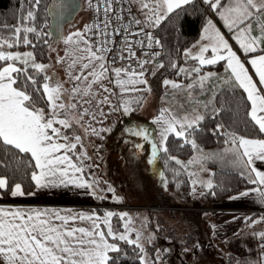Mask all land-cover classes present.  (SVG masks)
<instances>
[{
    "label": "snow or ice",
    "instance_id": "snow-or-ice-1",
    "mask_svg": "<svg viewBox=\"0 0 264 264\" xmlns=\"http://www.w3.org/2000/svg\"><path fill=\"white\" fill-rule=\"evenodd\" d=\"M29 2L32 8L41 4V0H29ZM132 2L133 0H97L96 11L102 14V19L98 18L94 25H85L83 31L77 30L65 37L66 45H75L72 54L74 58L69 67L80 63L81 73L91 69L87 76L81 74L71 77L77 82L83 80L86 83L85 94L96 81L109 72L118 77L115 83L121 87L122 92L140 91L136 87L138 84L147 85V80L144 79L145 65L156 62L158 68H164L162 61H156V58L161 56V52L151 53L152 60H138L139 71L132 69L131 66L109 68L108 56L113 51L109 44L110 42L115 44L112 38L123 35L124 50L128 52V58H135L137 54L133 51L134 43L129 41L128 37L142 35L144 39L135 41L141 47L146 46L150 49L153 43L160 46V41L154 39L152 32L147 28L159 26L169 14L181 9L184 5L191 4L192 0H136L144 13V19L140 20L132 16L127 23H124L123 13L127 11L131 15V8L124 9L123 4ZM204 3L219 13L229 31L235 32L233 39L237 41L244 53H256L257 48L264 52V47H261L264 45V0H227L226 3H222V0H204ZM118 4L121 5L119 9L116 7ZM77 7L76 3L60 4V11L56 10L55 4L49 7L48 12L52 19L50 24L46 23V26L50 27L51 31L44 35L59 34L62 27L61 18L70 16L71 12L68 9L75 11ZM35 19L34 11L28 10L26 16H22L17 25H0V33H10V35L0 34V61L4 62V65H0V153H3L0 155V167L7 169L16 165L17 170L32 169L31 180L35 182L37 188L67 184L90 187L87 181L76 175L82 169L77 167L68 155L77 147V144L70 143V140L79 142L81 138L79 136L70 138L66 133L61 132L60 127H56L60 125L63 129H70L72 123L68 113L76 107L75 104L62 102L63 93L66 91L64 84L57 81L54 74L48 75L49 65L36 62L33 52L20 53L5 50L11 49L21 40L24 45H30L32 43L29 39L30 33L40 35L35 27L28 26V23L34 22ZM134 25L137 26L136 31H132ZM257 30L259 35L255 34ZM89 33L91 36L88 35ZM202 39L207 40L208 43L202 45L198 43L194 46L199 48L195 55L191 49L185 50V57L197 61L199 66L188 69L179 67L176 73L177 76L184 74L191 77L193 82L185 86L166 78L163 80V85L178 90L186 88L191 98L197 90L204 91L206 82L216 75L212 72L201 74L202 66L226 61V69L231 73L229 77L231 86L234 89H243L247 94V100L251 103L248 116L258 127L259 132L264 133V92L258 89L257 83L253 81L245 68L244 62L232 50L221 33L214 28L210 20L203 30ZM209 49L212 53L211 57L205 55ZM75 52L81 54L74 55ZM66 55H69L67 51ZM118 55L119 59H125L122 53ZM62 61L63 58L58 57L57 62ZM17 62L20 66H17ZM114 62L113 59L111 63ZM247 62L255 69L259 84L264 85V54L254 55ZM171 67L176 69L178 65L172 62ZM41 74L44 81L42 84L39 82ZM104 90L108 91L106 88ZM71 91L79 93L76 85ZM41 102L46 105L47 111L44 107L37 106ZM129 103L130 101L124 102L125 112L129 111L127 107ZM196 103L200 104V101ZM212 103V99H209L203 103V107L207 109ZM213 111L219 113L220 109L213 108ZM204 119L205 116L195 107L191 114H185L183 117L168 108L161 109L156 117V122L161 124L159 150L168 151L165 142L169 134L183 138L185 144H191L193 149H197L195 139H188V137L198 130L200 121ZM221 128L222 125H217V130ZM132 131L134 135L143 136L145 140L151 135L144 128ZM228 135L232 137L231 143L235 146L232 150L236 153V162L250 169V172L254 174V179L249 176L250 183L260 185L251 191L257 192L264 200V171L255 166V161H264V139L247 138L235 133ZM152 148V155L155 158L158 151L157 145L153 143ZM20 154L27 159L21 158ZM76 158L80 159L79 156ZM170 159L181 164V161L175 157ZM194 160L195 158L189 163H193ZM241 175H244V172H241ZM206 186L211 188V182H208ZM8 187H11V195L14 197L25 195L21 183L10 184L6 175L0 174V190ZM28 195H34V193H28ZM241 195H248V192ZM112 216V212L104 214L103 223L107 226L105 233L96 222L100 219L99 217L94 219L93 215L83 212L73 213L67 210L66 214H61V210L57 209L0 208V264H114L110 253H118L120 248L117 243L109 242L107 237L140 245L138 238L131 240L126 234L116 236L108 219ZM77 219L91 220L93 223L91 227L73 226ZM127 231L129 229L126 227ZM256 235L264 239V232ZM261 247L264 248V245ZM141 264H145L143 257H141Z\"/></svg>",
    "mask_w": 264,
    "mask_h": 264
},
{
    "label": "rangeland",
    "instance_id": "rangeland-1",
    "mask_svg": "<svg viewBox=\"0 0 264 264\" xmlns=\"http://www.w3.org/2000/svg\"><path fill=\"white\" fill-rule=\"evenodd\" d=\"M138 6L140 7L139 3ZM142 16L144 17V13ZM89 17L88 0H82L75 17L64 25L61 37L55 43L49 41L47 47L49 60L44 62L36 59V62L49 65L48 75L54 73L55 79L64 84L66 91L63 93L62 102L76 105L68 113L72 127L63 129L60 125L56 126L60 127L61 132L66 133L70 138L75 136L81 138L79 142L74 139L70 140V143L77 144L71 152L82 164L81 169L90 182L96 189L102 191L100 201L125 205L108 211L113 213L111 228L116 236L126 234L131 240L138 238L139 248L143 249L141 257L144 258L145 264H222V260L229 261L230 264H258L255 258L261 249L252 244V236L255 235L256 239V234L260 232L259 228L255 230L253 224L250 223L247 226L244 224L228 237L227 240H231L229 248L221 246L224 251L231 252L228 255L220 253L217 250L220 247L215 246L208 233L203 232V227L199 226L202 222L198 220L197 214L201 211H197L195 206L201 205L202 201L196 198V192L199 191L196 188V182L191 181L190 196L192 194V198L184 199L169 187L160 169L157 156L161 146V124L156 122V117L160 114L158 109L161 103L157 98L163 94L170 96L167 102L169 101L168 108L171 110L173 99L170 92L172 88L163 85L162 81L167 78L177 82L175 78L165 76L157 63H153L150 64L152 66L145 67L144 79L147 80V85L138 84L136 86L140 91L122 92L121 87L115 83L118 77L109 72L96 81L87 94L84 93L86 83L83 80L77 82L71 78L81 74L87 76L91 69L81 73L80 63L69 67L74 58L72 54L75 45H66L64 39L68 34L77 30L83 31L85 25L88 24ZM80 46L83 47V45ZM5 50L20 53L31 52L28 49L19 50L18 44ZM66 51L69 55H66ZM80 54L79 52L74 53V55ZM206 56L211 57V55ZM58 57L63 58V61L58 63ZM184 68L188 69L192 66L189 64ZM74 85L79 90L78 94L71 91ZM220 87L213 91L215 92ZM105 88L108 91H105ZM213 91L197 90L194 96H199L193 97L202 103L203 100H209ZM184 94L185 97L188 96L187 90ZM125 101H130L127 105L129 108L127 112L124 111ZM137 101L140 102L137 103ZM181 105L188 104L186 102ZM140 128L146 129L151 134L147 140L143 136L133 134L132 130ZM155 131L156 135L153 137L152 134ZM153 143L158 148L155 158L152 155ZM201 149L200 147L194 149V153L186 159L175 158L181 161L180 165L187 171L189 177L193 176L203 180L208 178L210 181L212 169L207 165L210 158L207 161ZM77 156L80 159H77ZM193 158L197 161L203 158V162L193 166V163H189ZM207 170L209 174L205 173ZM203 183L205 184V181ZM203 202L208 205H218ZM161 226L164 228L166 245L163 248L159 247L156 251L155 241ZM126 227L129 229L127 232ZM262 228H264V220ZM117 240L119 248L121 244L127 243L118 238ZM236 242L240 248L237 253L232 249Z\"/></svg>",
    "mask_w": 264,
    "mask_h": 264
},
{
    "label": "trees",
    "instance_id": "trees-1",
    "mask_svg": "<svg viewBox=\"0 0 264 264\" xmlns=\"http://www.w3.org/2000/svg\"><path fill=\"white\" fill-rule=\"evenodd\" d=\"M50 2L51 0H41L38 7L32 8L29 0H0V25H17L21 17L26 16L28 10L34 11L36 19L34 22H29L28 26L35 27L40 35L30 33L29 39L32 43L24 45L21 40L18 43V49H28L33 52L35 59L44 62L49 60L47 47L49 41H52V35H44V33L50 32L49 27L46 26V23L49 24L50 21L48 12ZM135 4L138 5V3ZM210 13L211 7L204 3V0H192L191 4L184 5L181 9L169 14L167 18L161 21L159 26L154 27L160 41L158 52H161V56L157 57L156 61L164 63L165 67L160 69L165 76L180 80L189 78L184 74L177 76L176 73L179 71V67L196 64V61L185 57V50L199 38ZM0 34L10 35L8 32ZM172 62L178 65L176 69L171 67ZM222 63L223 61H219L215 65H204L201 71L218 69L222 66ZM0 65H4V62L0 61ZM17 66H20L19 62H17ZM42 75L39 80L41 84L44 82ZM209 99H212L213 103L204 113L205 119L200 121L198 130L188 137V139H195L198 147L216 150L229 142L231 138L228 135L229 133L248 138H261L263 136V133L259 132L258 127L254 125L248 116L250 102L242 89L222 86ZM37 106L44 107L47 111V107L43 102ZM213 108L220 109L219 113H214ZM217 125H222V128L217 130ZM165 143L168 151L160 150L158 153L157 160L160 169L169 187L184 199H188L191 190L189 174L170 157L186 159L194 153V149L191 144H185L183 138H177L174 134H169ZM0 155H3V153H0ZM20 155L21 158L27 159L23 154ZM32 163L34 164V161ZM207 165L212 169V187L202 194L201 198L205 202H222L228 196L254 185L249 182L247 176L241 175L238 171L221 168L211 160L208 161ZM31 170L30 168L17 170L16 165H13L7 169L0 167V174L6 175L10 184L21 183L23 191L28 192L34 187V181L31 180ZM10 190L11 187H8L0 191L4 196H7ZM110 255L114 259V264H141V250L136 244H121L120 252H113Z\"/></svg>",
    "mask_w": 264,
    "mask_h": 264
},
{
    "label": "crops",
    "instance_id": "crops-1",
    "mask_svg": "<svg viewBox=\"0 0 264 264\" xmlns=\"http://www.w3.org/2000/svg\"><path fill=\"white\" fill-rule=\"evenodd\" d=\"M226 2L227 0L224 1L222 0V3H226ZM209 20L212 22L214 28L221 33V35L224 37L225 40H227L229 46L232 48L234 52L237 53V56L241 59V61L244 62L245 68L248 70L249 75H251L253 81L257 83L258 89L264 92V85L259 84V77L256 75L255 69L252 67L251 64L247 62L254 55L264 54V52H261L260 48H257L256 53H244L243 49L240 48L237 41L233 39L235 32L229 31V29L225 26L224 21L221 19L218 12H215L211 9V13L208 21ZM206 24L202 28L199 38L187 48L192 50L193 55H195L199 51V48L194 46L198 45V43L200 45L208 43L207 40L202 39L203 30ZM255 34L259 35V31L257 30ZM261 47H264V45H261ZM205 55H212L211 50L209 49V52L205 53ZM226 63H227L226 61H223L222 66L220 68L208 69L201 73L204 74L207 72H212L216 74L208 82H206V88L204 91L206 90L213 91L217 89L219 86L221 87L231 86V83L229 82V77L231 76V73L230 70L226 69ZM196 66H199L197 61L195 65H192V67H196ZM112 67L124 68L122 66H115V65L109 66V68ZM176 80L178 83H181L185 86L188 83L193 82V79L191 77H189L186 80H180V79H176ZM186 90H187L186 88L184 90L172 89V92H170L173 99L171 104L172 105L171 111H173L174 113H178L179 116L183 117L185 114H191L192 109L195 107L198 109V112L200 114L204 115L207 109L203 107V103L206 102V100H203L202 103L200 102V104H197L196 103L197 98L194 97H197L199 95L197 96L195 95L194 97L191 98L189 96H186L188 97L186 101V97L184 94ZM157 99L161 103L158 109L159 112L161 109L168 108L169 101L167 102V100L170 99V96L163 94L161 97ZM186 102L188 105L186 106L181 105V103H186ZM250 108H251V103H250ZM154 133H156V131L153 132L152 134L153 137L154 135H156ZM231 139L232 137L230 138L229 142L225 143L222 147L216 149L217 150L216 152H212L215 150L203 151L202 149L200 151L204 153L207 161L210 158L211 161H214L217 164V166H221V168L238 171L239 173L244 172L245 176H247L248 178L249 176H251L254 179L255 176L250 172V169H247L243 167L241 164L236 162V153L232 150L235 146L231 143ZM254 139H264V133L261 138H254ZM61 154H63V152H61ZM68 155L71 157L72 162L77 165V167L82 168V164L75 159V156L72 154L71 151L68 153ZM200 162H203V158L199 159V161L194 160L192 165L195 166L196 163H200ZM255 166L257 167V169L264 171V161H255ZM205 173L209 174V171L207 170V172ZM70 175H71V170H70ZM76 175L81 177L82 180L87 181L88 184L91 186L77 187L74 184H67V185L53 186L47 188H37L34 182L33 189L28 192H25V195L23 196L14 197L11 195V190L7 196H4L0 191V208H36L41 210L57 209V210H61V214H66L67 210H71L73 213L83 212L88 215H93L94 219L95 217H99L100 219L97 220L96 222L100 225L101 230L105 231L106 233L107 226L104 225L103 219L105 212L110 211L111 208L95 207L94 205L98 204L100 202V199L102 198V194H103L101 193L102 191H99L94 187V185L90 182V179L86 176V174L83 171H81L80 173H76ZM192 180L193 181L195 180L196 188L199 189V191L196 192V196H197L196 198L201 199L202 201L201 205H204L205 203L203 202L201 197L203 192L208 189L206 185L208 182H211V180L208 181V178L203 180L202 178L198 179L196 177L194 178L193 176H190V186ZM203 181H205V184L203 183ZM258 187H260V185L254 184L251 187H248L246 189L241 190L238 193L228 196L222 202L216 203L220 206L219 210L211 211V210L196 209L197 211H201L199 212L200 214H197L198 220L200 219V222H202L201 225L199 226L203 227L202 228L203 232L208 233L209 238L214 241L215 246L220 247V249H217L219 250L220 253L222 252L224 253V255H228L231 252V251H224V249H222L221 246H225L226 248H229L231 240H227L228 237L231 236L233 232L237 231V229L242 227L244 224L245 226H247L251 223L254 225L253 227H255V230L259 228L260 232H264V228L261 229L262 221L264 220L262 219L264 218V211H260V209H264V200L261 199V197L257 192L251 191L252 189ZM244 192H248V195L242 196L241 193ZM28 193H34V195H28ZM190 197L192 198V194ZM108 219L110 226H112L113 223L112 218L110 217ZM252 221H259V222L253 223ZM92 223L93 221L91 220L81 221L77 219L74 222L73 226L91 227ZM107 239L109 240V242H115V243L118 242V240L117 239L114 240L113 237H107ZM252 244L257 245L261 249L258 251V255L255 258L256 261L258 262V264L264 263V259H262V254H261L262 250L264 254V248L261 247V245H264V239H261L257 235L255 239V235H253ZM155 245H156L155 247L156 251H158L159 247L163 248L166 245L163 226H161L160 230H158L157 232ZM232 249L233 252L235 253L239 251L240 248L238 242H236V244L233 245ZM162 253L164 254V252ZM221 262L222 264H230L229 261L224 262L222 260Z\"/></svg>",
    "mask_w": 264,
    "mask_h": 264
},
{
    "label": "built area",
    "instance_id": "built-area-1",
    "mask_svg": "<svg viewBox=\"0 0 264 264\" xmlns=\"http://www.w3.org/2000/svg\"><path fill=\"white\" fill-rule=\"evenodd\" d=\"M88 5H89L90 17H89L87 25L92 26L95 24V22L97 21L98 18L102 19V14H98L96 11L97 0H88ZM116 7L119 9L121 7V5L118 4V5H116ZM129 7L131 8V15H129L127 11H125L123 13V15L125 17L124 23H127L128 20H130L132 18V16H134L135 18L140 19V20L144 19V17L142 16V13H143L142 10L136 6L134 0L131 4H128V3L123 4L124 9H128ZM141 26H143V25H141ZM136 30H137V26L134 25L132 28V31H136ZM147 30L152 32L154 39L159 40L158 34L155 32L154 27H148ZM109 32H111V29H109ZM88 35L91 36L90 33ZM112 39L115 41V44L113 45L111 42L109 44V47L113 48L111 55L108 56L109 66L115 65V66H122L124 68H128L129 66H131L132 69L138 70L139 69L138 60H141V59L152 60L151 53L157 52L159 50V47H160V46H157L155 43H153V45L150 49L147 48L146 46L141 47L139 44H136L135 41L144 39V37L142 35L129 36L128 40L132 41L134 43L133 51H135L137 54L135 58L129 59L128 58V52L126 50H124V36L123 35H117V36H114ZM146 43H147V41L145 40V45H146ZM118 53H122V55L125 57V59H123V60L119 59ZM145 53H149V55L146 56ZM113 59L115 60V62L111 63V61ZM148 64H150V63H148ZM148 64H146L145 67ZM94 206L97 208L115 209L117 206L123 207L125 205H123V203L99 202L98 204H95ZM195 209L213 211V210H219L220 207H218L216 205H209V206L195 207ZM260 211H264V209H260Z\"/></svg>",
    "mask_w": 264,
    "mask_h": 264
},
{
    "label": "water",
    "instance_id": "water-1",
    "mask_svg": "<svg viewBox=\"0 0 264 264\" xmlns=\"http://www.w3.org/2000/svg\"><path fill=\"white\" fill-rule=\"evenodd\" d=\"M72 3H76L78 4V7L75 9V11H71V9H68L69 12H71V15L70 16H67L66 17H62L61 18V24H62V27L59 31V34H56V33H53L51 34L52 35V42H55L57 39H59L62 35V31H63V28H64V25L67 24L68 22L72 21V19L75 17L76 13L79 11L80 7H81V0H51L49 6H48V9L49 7H51L53 4H55L57 6L56 10L57 11H60V8H59V5L60 4H63V5H70ZM50 16V15H49ZM51 19L52 17L50 16V21H49V24L51 23ZM49 31H51V28L49 27ZM54 73H52L53 75ZM55 75V74H54Z\"/></svg>",
    "mask_w": 264,
    "mask_h": 264
},
{
    "label": "bare ground",
    "instance_id": "bare-ground-1",
    "mask_svg": "<svg viewBox=\"0 0 264 264\" xmlns=\"http://www.w3.org/2000/svg\"><path fill=\"white\" fill-rule=\"evenodd\" d=\"M199 206H209L208 204H204V205H198V206H195V207H199ZM216 206H218V207H220L219 205H216Z\"/></svg>",
    "mask_w": 264,
    "mask_h": 264
}]
</instances>
